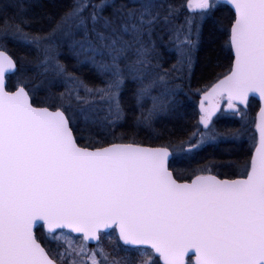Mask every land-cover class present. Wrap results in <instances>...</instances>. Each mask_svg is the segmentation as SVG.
<instances>
[{
    "label": "snow or ice",
    "instance_id": "6c2138e0",
    "mask_svg": "<svg viewBox=\"0 0 264 264\" xmlns=\"http://www.w3.org/2000/svg\"><path fill=\"white\" fill-rule=\"evenodd\" d=\"M206 33L229 67L196 89L195 124L158 129ZM129 121L160 142L116 132ZM0 264H264V0H0Z\"/></svg>",
    "mask_w": 264,
    "mask_h": 264
},
{
    "label": "trees",
    "instance_id": "16d2710c",
    "mask_svg": "<svg viewBox=\"0 0 264 264\" xmlns=\"http://www.w3.org/2000/svg\"><path fill=\"white\" fill-rule=\"evenodd\" d=\"M71 0H43V3L47 5L48 10L56 11L57 6L61 4H68ZM37 12L40 9H36ZM227 19H224V23L227 24ZM225 37L217 36L213 40L209 41L207 33L205 34V40L202 43L200 50L196 53L195 63L192 68L191 74V88L185 87L184 94L181 95L182 105L179 109V114L175 118H164L156 124V127L161 130L171 129L176 131L178 134L181 133L182 129L190 128L197 121L199 114L197 108V92L196 89L204 87V85L214 81L217 74L227 71L230 59L229 54L222 48ZM9 47H12L11 45ZM15 54L22 55L23 49L14 48ZM86 81L93 83H99V78L94 76L93 72L88 67H82L77 72ZM259 106L254 100H251L248 113L249 117L253 118L256 115ZM128 125L117 128L116 132L125 133H137L136 138L145 144H155L160 141L155 140L151 133L146 129H136ZM218 128H237L240 126V120L238 117H225L216 121ZM253 132V124L249 126V134ZM167 134V133H166ZM245 137L243 138L242 147L239 144L231 142H221L216 145H208L203 148L196 156L195 160L192 161V166L196 165V162H204L205 160H215L218 162H227L230 159H236V153L247 150L249 147ZM178 166L183 167L185 164L181 162ZM221 172H226L228 169H221Z\"/></svg>",
    "mask_w": 264,
    "mask_h": 264
},
{
    "label": "rangeland",
    "instance_id": "374dc122",
    "mask_svg": "<svg viewBox=\"0 0 264 264\" xmlns=\"http://www.w3.org/2000/svg\"><path fill=\"white\" fill-rule=\"evenodd\" d=\"M199 95V93H197V96ZM230 115L224 114V113H218L217 117L214 118V121L216 123L217 120L221 119V118H225V117H229ZM231 117V116H230ZM198 120V117H197ZM245 139H247V136H245ZM248 142V140H246ZM249 144V143H248ZM208 146V145H207ZM206 147V146H205ZM204 147V148H205ZM184 163V162H183ZM123 254V253H122ZM134 255V254H133Z\"/></svg>",
    "mask_w": 264,
    "mask_h": 264
},
{
    "label": "water",
    "instance_id": "95a60500",
    "mask_svg": "<svg viewBox=\"0 0 264 264\" xmlns=\"http://www.w3.org/2000/svg\"><path fill=\"white\" fill-rule=\"evenodd\" d=\"M250 100H252V98H250ZM254 101H256L257 103H258V98H256ZM258 105H259V103H258ZM197 107H198V109H199V96H198V98H197ZM259 110V109H258Z\"/></svg>",
    "mask_w": 264,
    "mask_h": 264
},
{
    "label": "flooded vegetation",
    "instance_id": "af4514ba",
    "mask_svg": "<svg viewBox=\"0 0 264 264\" xmlns=\"http://www.w3.org/2000/svg\"><path fill=\"white\" fill-rule=\"evenodd\" d=\"M258 111V110H257ZM256 116V115H255ZM253 132H254V124H253Z\"/></svg>",
    "mask_w": 264,
    "mask_h": 264
}]
</instances>
